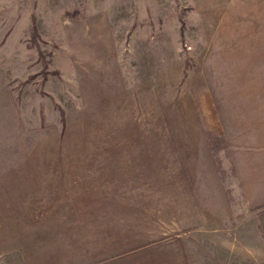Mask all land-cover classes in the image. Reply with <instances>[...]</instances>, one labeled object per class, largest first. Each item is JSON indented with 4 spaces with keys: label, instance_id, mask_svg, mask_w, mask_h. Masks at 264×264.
<instances>
[{
    "label": "rangeland",
    "instance_id": "obj_1",
    "mask_svg": "<svg viewBox=\"0 0 264 264\" xmlns=\"http://www.w3.org/2000/svg\"><path fill=\"white\" fill-rule=\"evenodd\" d=\"M258 142L264 0H0V264H264Z\"/></svg>",
    "mask_w": 264,
    "mask_h": 264
},
{
    "label": "crops",
    "instance_id": "obj_2",
    "mask_svg": "<svg viewBox=\"0 0 264 264\" xmlns=\"http://www.w3.org/2000/svg\"><path fill=\"white\" fill-rule=\"evenodd\" d=\"M254 138H252V142L255 143L256 141L254 140ZM251 142V143H252ZM258 146L260 148V153H259V150L257 149L256 146H253V149H252V153L255 154V156H257L256 153H259V154H264V149L261 148L260 145H262L261 142H258ZM255 145V144H254ZM239 148V146H238ZM240 152L241 154H239L238 158H236V164H235V168H236V172L239 173L240 175H243L245 172H248L247 171V168L245 167L246 165L248 166V163H247V159H248V156L249 154H246L245 151L241 150L240 149ZM258 154V155H259ZM252 158V156H251ZM257 163V162H255ZM253 163V171H252V174L255 175L256 174V164ZM249 165H250V162H249ZM245 179V178H243ZM249 180H253V177H249ZM259 189L256 190V189H252L250 190L248 193H245L244 196H247L249 198H251V200L253 201L254 204H257V203H261V202H264V192L263 193H259ZM256 198H259V200H257Z\"/></svg>",
    "mask_w": 264,
    "mask_h": 264
}]
</instances>
